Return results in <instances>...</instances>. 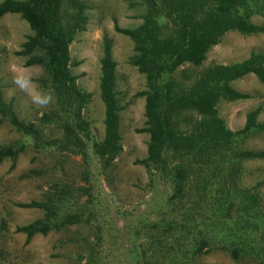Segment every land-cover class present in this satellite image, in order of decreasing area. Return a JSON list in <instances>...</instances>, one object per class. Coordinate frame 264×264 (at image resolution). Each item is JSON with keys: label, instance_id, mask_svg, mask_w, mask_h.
<instances>
[{"label": "trees", "instance_id": "16d2710c", "mask_svg": "<svg viewBox=\"0 0 264 264\" xmlns=\"http://www.w3.org/2000/svg\"><path fill=\"white\" fill-rule=\"evenodd\" d=\"M122 1L130 9L143 10L137 28L114 25L115 33L132 42L129 64L145 78V91L137 95L145 100V122L139 132L149 139L145 158L135 164L146 169L151 186L162 181L171 190L160 219L146 227L145 248L132 249L134 259L138 262L139 256L141 264H200L201 258L222 252L235 263L246 258L264 264V205L258 192L264 182L247 188L241 184L243 164L264 163V151L246 149V143L264 135V121L258 120L264 107L248 112L237 131L228 129L218 114L221 102L251 98L235 90L233 83L252 75L264 88V54L252 53L239 63L202 69L208 53L226 34L264 36V0ZM87 8L85 0L0 2V19L17 15L32 32L17 55L26 59V67L41 69L37 82L54 102L37 122H24L13 105L3 100L0 79V124L8 123L40 152L58 148L62 154L86 159L90 143L92 154L106 170L122 153V107L115 93L117 65L111 40L104 37L98 86L104 137L95 141L84 117L92 94L78 87L71 71L78 63L72 62L69 52L75 36L86 30ZM253 17L263 22L256 24ZM46 127L59 130L61 137L45 141L42 129ZM26 148L19 141L0 146V163L10 161L14 170ZM57 183L41 201L16 205L43 213L15 228L26 244L36 236L88 224L83 211L71 209L74 197L80 199L87 189L60 188ZM5 230L1 220L0 233Z\"/></svg>", "mask_w": 264, "mask_h": 264}, {"label": "rangeland", "instance_id": "374dc122", "mask_svg": "<svg viewBox=\"0 0 264 264\" xmlns=\"http://www.w3.org/2000/svg\"><path fill=\"white\" fill-rule=\"evenodd\" d=\"M85 2L88 24L69 47L72 62L78 63L71 71L78 79V87L92 94L84 117L90 123L93 139L102 141L104 106L98 91L100 59L103 38L111 40L112 56L117 65L115 93L122 107L119 113L122 153L112 166L103 170L91 152L90 143L86 159L77 154H62L57 152L58 148L40 152L8 123L0 124V146L19 141L27 147L19 156L14 170H10V161L0 163V223L3 220L6 227L0 233V264H78L80 261L83 264L87 260L89 264H141L139 256L137 262L131 251L133 248L139 250L141 246L145 248L148 238L146 227L160 219L163 202L171 192L169 184L162 181L151 186L146 169L135 164V161L145 158L149 139L147 134L139 132L145 122V100L137 95L145 91V78L129 64L133 55L130 39L114 32L115 23L120 29L137 28L142 23L140 16L143 10L138 7L130 9L122 0ZM252 21L256 24L263 22L259 17H253ZM31 35L28 25L19 16L6 15L0 19L2 97L13 105L17 117L24 122H37L54 105L52 97L37 82L42 75L41 69L26 67V59L17 55ZM252 53L264 54L263 35L245 37L228 33L208 53L202 69L239 63ZM232 86L251 96L246 101L221 102L218 105L219 117L227 128L237 131L244 126L248 112L261 105L264 107V88L252 75ZM258 120L264 121V111ZM42 134L45 141L61 137V132L53 127L43 128ZM247 148L264 151V135L246 143ZM55 181L60 188L74 186L87 189L88 193L80 199L79 195L74 197L71 209L83 211L88 224L65 233L36 236L26 244L25 237L15 233V228L41 218L43 213L16 205L41 201L44 192ZM262 182L264 163L243 164V187ZM258 192L264 205V184ZM199 263L256 264L246 258L235 263L222 252L205 256Z\"/></svg>", "mask_w": 264, "mask_h": 264}]
</instances>
